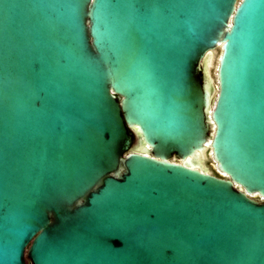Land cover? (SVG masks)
<instances>
[{"label":"water","instance_id":"water-1","mask_svg":"<svg viewBox=\"0 0 264 264\" xmlns=\"http://www.w3.org/2000/svg\"><path fill=\"white\" fill-rule=\"evenodd\" d=\"M0 264H264V0H0Z\"/></svg>","mask_w":264,"mask_h":264},{"label":"rangeland","instance_id":"rangeland-1","mask_svg":"<svg viewBox=\"0 0 264 264\" xmlns=\"http://www.w3.org/2000/svg\"><path fill=\"white\" fill-rule=\"evenodd\" d=\"M254 197H256V196H254Z\"/></svg>","mask_w":264,"mask_h":264}]
</instances>
